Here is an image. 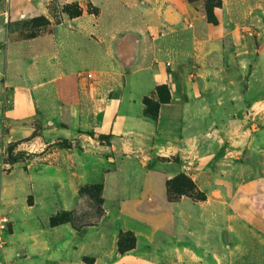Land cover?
<instances>
[{"label":"rangeland","instance_id":"rangeland-1","mask_svg":"<svg viewBox=\"0 0 264 264\" xmlns=\"http://www.w3.org/2000/svg\"><path fill=\"white\" fill-rule=\"evenodd\" d=\"M0 47V264H264V0H10Z\"/></svg>","mask_w":264,"mask_h":264},{"label":"trees","instance_id":"trees-1","mask_svg":"<svg viewBox=\"0 0 264 264\" xmlns=\"http://www.w3.org/2000/svg\"><path fill=\"white\" fill-rule=\"evenodd\" d=\"M221 1H219L216 5H213L212 7H208L207 13H208V18L211 23H217V19L214 15V8L215 7H220L221 6ZM165 90L168 91V87L166 85H161L158 88L159 95L161 97V100L163 103H169L171 101L170 95L165 98L162 94V91ZM146 106L148 108V113L153 117L157 118L158 114L152 112L149 110L151 103L148 101L146 102ZM170 159L167 158V161ZM95 189L99 190L98 187H95ZM167 193L169 196V200L171 202L178 201L180 198L183 196H188L195 201L198 202H204L207 200V195L206 193L201 190L198 185L195 183V181L186 173H180L178 176L174 177L173 179H170L167 182ZM66 222L63 218L60 219V224ZM135 245H131L130 247L126 248L123 247V238L120 239V247H119V252L120 254H124L125 252L129 251L130 249H133Z\"/></svg>","mask_w":264,"mask_h":264},{"label":"built area","instance_id":"built-area-1","mask_svg":"<svg viewBox=\"0 0 264 264\" xmlns=\"http://www.w3.org/2000/svg\"><path fill=\"white\" fill-rule=\"evenodd\" d=\"M10 0H0V3H5L6 5H8ZM1 16L3 18H5V20L8 22V19H9V13L8 11H5L3 14H1ZM0 51H1V47H0Z\"/></svg>","mask_w":264,"mask_h":264},{"label":"crops","instance_id":"crops-1","mask_svg":"<svg viewBox=\"0 0 264 264\" xmlns=\"http://www.w3.org/2000/svg\"><path fill=\"white\" fill-rule=\"evenodd\" d=\"M190 176V175H189ZM200 188V187H199ZM202 190V189H201ZM247 213V212H246ZM250 216H251V214L250 213H248ZM176 243V242H175Z\"/></svg>","mask_w":264,"mask_h":264}]
</instances>
